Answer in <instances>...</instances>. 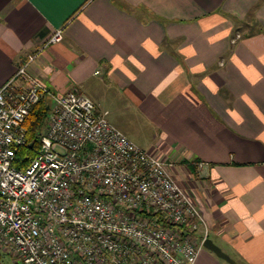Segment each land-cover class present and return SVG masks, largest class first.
Segmentation results:
<instances>
[{"label":"crops","instance_id":"crops-1","mask_svg":"<svg viewBox=\"0 0 264 264\" xmlns=\"http://www.w3.org/2000/svg\"><path fill=\"white\" fill-rule=\"evenodd\" d=\"M38 52L54 93L128 115L171 165L232 259L196 264H264V0H0V86Z\"/></svg>","mask_w":264,"mask_h":264},{"label":"built area","instance_id":"built-area-1","mask_svg":"<svg viewBox=\"0 0 264 264\" xmlns=\"http://www.w3.org/2000/svg\"><path fill=\"white\" fill-rule=\"evenodd\" d=\"M39 55L0 86V264H196L208 223L171 165L90 97L54 93L32 73ZM43 99L47 128L19 167L26 121Z\"/></svg>","mask_w":264,"mask_h":264},{"label":"trees","instance_id":"trees-1","mask_svg":"<svg viewBox=\"0 0 264 264\" xmlns=\"http://www.w3.org/2000/svg\"><path fill=\"white\" fill-rule=\"evenodd\" d=\"M49 113L48 101L43 99L28 117L26 126L29 133V144L19 151L17 164L19 167L27 166L38 152L41 136L47 128ZM33 142L35 145L31 147L30 144Z\"/></svg>","mask_w":264,"mask_h":264},{"label":"rangeland","instance_id":"rangeland-1","mask_svg":"<svg viewBox=\"0 0 264 264\" xmlns=\"http://www.w3.org/2000/svg\"><path fill=\"white\" fill-rule=\"evenodd\" d=\"M113 118L115 119V121H114L115 125H117V127L120 128L122 131H124L126 134L132 133L131 135L128 134L129 136L137 135L135 132V130H136L135 129L136 128L135 122L130 117H128V115H125L123 113H117V114L114 113ZM134 136H132L131 138L136 141V138ZM138 143H139V145L144 147L143 144H141L140 142H138ZM5 264H11L9 259H6Z\"/></svg>","mask_w":264,"mask_h":264},{"label":"water","instance_id":"water-1","mask_svg":"<svg viewBox=\"0 0 264 264\" xmlns=\"http://www.w3.org/2000/svg\"><path fill=\"white\" fill-rule=\"evenodd\" d=\"M35 143H31L30 146L34 147ZM204 247L212 252H214L220 258L232 262L230 256H228L219 246H217L211 239H207L204 243Z\"/></svg>","mask_w":264,"mask_h":264}]
</instances>
